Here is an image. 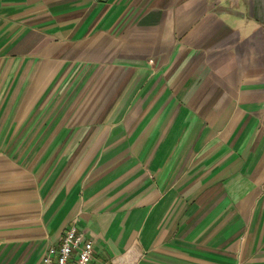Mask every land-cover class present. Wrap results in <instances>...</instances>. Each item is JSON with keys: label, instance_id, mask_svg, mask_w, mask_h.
<instances>
[{"label": "crops", "instance_id": "1", "mask_svg": "<svg viewBox=\"0 0 264 264\" xmlns=\"http://www.w3.org/2000/svg\"><path fill=\"white\" fill-rule=\"evenodd\" d=\"M71 227L93 264H264V0H0V264Z\"/></svg>", "mask_w": 264, "mask_h": 264}, {"label": "built area", "instance_id": "2", "mask_svg": "<svg viewBox=\"0 0 264 264\" xmlns=\"http://www.w3.org/2000/svg\"><path fill=\"white\" fill-rule=\"evenodd\" d=\"M93 253L92 241H83L82 235H77L76 228L71 227L58 245L47 247L42 261L43 264H93ZM96 264H114V262Z\"/></svg>", "mask_w": 264, "mask_h": 264}]
</instances>
